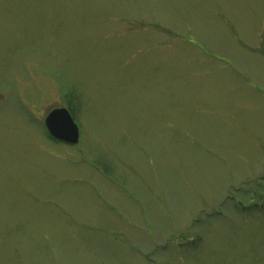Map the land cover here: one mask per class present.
I'll return each instance as SVG.
<instances>
[{"label": "rangeland", "instance_id": "obj_1", "mask_svg": "<svg viewBox=\"0 0 264 264\" xmlns=\"http://www.w3.org/2000/svg\"><path fill=\"white\" fill-rule=\"evenodd\" d=\"M0 264H264V0H0Z\"/></svg>", "mask_w": 264, "mask_h": 264}, {"label": "water", "instance_id": "obj_2", "mask_svg": "<svg viewBox=\"0 0 264 264\" xmlns=\"http://www.w3.org/2000/svg\"><path fill=\"white\" fill-rule=\"evenodd\" d=\"M49 134L58 140L75 144L80 138L79 126L67 107H55L44 118Z\"/></svg>", "mask_w": 264, "mask_h": 264}]
</instances>
